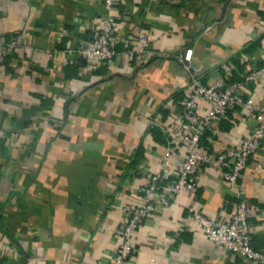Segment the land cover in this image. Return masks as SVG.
<instances>
[{
  "label": "crops",
  "instance_id": "1",
  "mask_svg": "<svg viewBox=\"0 0 264 264\" xmlns=\"http://www.w3.org/2000/svg\"><path fill=\"white\" fill-rule=\"evenodd\" d=\"M110 9L118 52L93 62L75 49L100 26L101 0H0V34L16 37L0 70V264H112L114 227L160 169L163 127L190 76L211 83L261 68L240 90L264 105V0H113ZM216 120L200 138L212 152L253 124L236 109ZM183 151L175 140L168 177ZM236 197L264 251V137L235 187L204 165L193 190L148 213L128 264H261L209 240L192 216L227 219Z\"/></svg>",
  "mask_w": 264,
  "mask_h": 264
},
{
  "label": "built area",
  "instance_id": "2",
  "mask_svg": "<svg viewBox=\"0 0 264 264\" xmlns=\"http://www.w3.org/2000/svg\"><path fill=\"white\" fill-rule=\"evenodd\" d=\"M101 1L107 12L102 17L100 26L75 49L79 57L87 61L107 62L118 52L111 41L115 23L114 13L110 9L113 0ZM140 37L144 38L141 35ZM15 44V35L6 38L0 34V70L4 65L5 54ZM135 50V47L125 45L121 52L129 54ZM189 53L188 48L180 57L186 69L188 65L185 59ZM260 72L261 68H253L244 71L238 80L218 78L211 83H204L197 76H190L181 99L180 110L173 117V125L163 127L168 141L159 160L160 169L149 175L141 187L140 202L126 212L114 227L117 243L111 258L112 264L129 263L134 253L132 232L148 213L158 206L167 205L176 192L193 190L196 173L201 166H213L226 184L236 186L247 157L259 147L264 137V105L255 102L251 95L243 94L240 90L245 82L256 80ZM199 100L207 103L202 112L198 109ZM230 109L238 110L242 119H251L253 124L235 144H228L214 152L201 148L202 133L211 130L215 126L216 118ZM1 136L3 131L0 129ZM175 140L184 151L183 156L173 163V176L168 177L165 169L172 162V144ZM248 215V203L243 197L234 199L233 209L227 219H214L200 210L192 211L193 218L209 240L225 246L236 255L264 264V251L252 246L251 234L245 229Z\"/></svg>",
  "mask_w": 264,
  "mask_h": 264
},
{
  "label": "trees",
  "instance_id": "3",
  "mask_svg": "<svg viewBox=\"0 0 264 264\" xmlns=\"http://www.w3.org/2000/svg\"><path fill=\"white\" fill-rule=\"evenodd\" d=\"M10 35L11 34H8V35H4L6 38H8V37H10ZM6 55L7 54H5V57H4V61H5V58H6ZM5 64V63H4ZM241 77L240 76H237V77H235V78H233V79H228V80H231V81H233V80H238V79H240ZM205 132H207V131H204L203 133H205ZM202 133V134H203ZM201 138V137H200Z\"/></svg>",
  "mask_w": 264,
  "mask_h": 264
}]
</instances>
